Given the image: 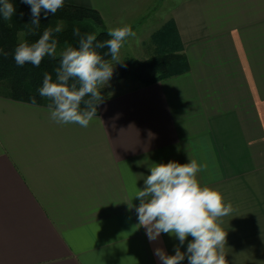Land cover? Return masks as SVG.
Here are the masks:
<instances>
[{"label": "crops", "instance_id": "crops-1", "mask_svg": "<svg viewBox=\"0 0 264 264\" xmlns=\"http://www.w3.org/2000/svg\"><path fill=\"white\" fill-rule=\"evenodd\" d=\"M166 2L65 0L107 31L131 25L129 57L187 61L104 97L88 127L0 90V264H161L154 250L179 241L150 242L134 197L154 164L190 160L232 204L227 264H264V0H169L168 16Z\"/></svg>", "mask_w": 264, "mask_h": 264}, {"label": "clouds", "instance_id": "clouds-1", "mask_svg": "<svg viewBox=\"0 0 264 264\" xmlns=\"http://www.w3.org/2000/svg\"><path fill=\"white\" fill-rule=\"evenodd\" d=\"M30 6L35 28L40 26L43 13L47 19L64 6L65 0H21ZM16 8L9 0H0V16L11 20ZM23 15V13H21ZM110 28L107 40L98 41L96 34L81 35L75 28L73 35L79 37L78 46L66 45L59 51V66L56 78L45 73L42 86L38 89L41 97L47 98L50 119L58 124H78L88 127L97 114V106L103 102L101 90L113 76L114 65L121 63L120 51L129 38L140 41L131 25ZM63 30L61 25L47 28L38 40L32 43L21 41L12 53L18 66L30 63L39 67L45 57L56 59L58 40L53 34ZM107 48L101 54L98 49ZM0 54H10L0 48ZM110 55L111 61L105 59ZM31 104L36 105L35 97ZM200 166L195 160L181 164L176 161L154 164L150 175L143 177V188L138 189L135 208L139 226L145 228L150 242L160 235L175 237L179 244L175 254L169 255L162 248H156L154 255L161 264H227L226 232L222 230L223 218L231 215L233 207L226 202L218 190L202 186L198 180ZM130 208L132 207L129 206ZM191 237V240H188ZM187 241L186 251L181 247Z\"/></svg>", "mask_w": 264, "mask_h": 264}, {"label": "trees", "instance_id": "trees-1", "mask_svg": "<svg viewBox=\"0 0 264 264\" xmlns=\"http://www.w3.org/2000/svg\"><path fill=\"white\" fill-rule=\"evenodd\" d=\"M13 3L16 12L25 20L24 37L22 41L28 43L35 42L47 28L54 29L61 21L63 30L53 34L58 40V45L78 46L79 37L73 35V30L79 28L81 35L96 34L98 41L109 39L107 30L100 27L102 20L94 9L64 3L54 15L50 14L47 19L43 13L40 17V26L35 28L31 23L32 16L30 6L21 0H9ZM23 13V15H21ZM17 26H11L0 16V48L10 55L5 58L0 54V81L9 83V97L31 103V98L35 97L36 104L48 106L50 101L41 97L38 89L42 86L44 74L52 75L56 78L55 69L59 66V52L56 59L45 57L39 67L30 63L18 66L12 53L18 43ZM101 54L107 53L108 49H98ZM110 55L105 56L109 60ZM187 70L186 57L177 52H157L146 59H136L127 57L119 69V77L131 81L136 85H147L172 75L183 73Z\"/></svg>", "mask_w": 264, "mask_h": 264}, {"label": "rangeland", "instance_id": "rangeland-1", "mask_svg": "<svg viewBox=\"0 0 264 264\" xmlns=\"http://www.w3.org/2000/svg\"><path fill=\"white\" fill-rule=\"evenodd\" d=\"M169 0H167L166 5H160V11L163 9L164 11L167 12V16H168V8L170 7L169 4L170 2H168ZM158 5V4H157ZM157 5L155 6V8L157 7ZM9 24L11 26H17V39L19 41L23 40L24 37V25H25V20H23L22 16H20L19 14H15L11 20H8ZM57 25H61L62 27L63 24L61 21L58 22ZM100 27L103 28V24L101 23ZM167 28L170 27V23L167 20ZM164 29V28H163ZM161 29V30H163ZM156 34V32H155ZM152 36V35H151ZM157 36V35H155ZM168 36V35H167ZM153 37V36H152ZM151 37V40H152ZM169 38V37H168ZM154 39V38H153ZM155 40V39H154ZM152 42V41H151ZM65 47V45H58V52L63 50V48ZM129 52L126 50L125 45L122 47L121 51H120V59H121V63H117L115 61H111V58H109V61H111L112 64L114 65V72H113V76L110 79V81L108 82V84L102 88L101 93L103 97H107L109 95H113L114 93H117L123 89L129 88L133 85V83L131 81H128L126 79H123L121 77H119V69L121 68L122 64L124 63V60L129 57L128 56ZM0 90L2 91H6L8 93L9 91V83L7 81H0Z\"/></svg>", "mask_w": 264, "mask_h": 264}]
</instances>
